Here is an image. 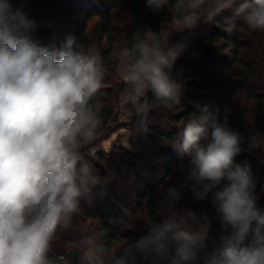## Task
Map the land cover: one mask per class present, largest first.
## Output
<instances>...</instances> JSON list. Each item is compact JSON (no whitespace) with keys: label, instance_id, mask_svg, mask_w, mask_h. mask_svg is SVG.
I'll list each match as a JSON object with an SVG mask.
<instances>
[{"label":"clouds","instance_id":"9594fccd","mask_svg":"<svg viewBox=\"0 0 264 264\" xmlns=\"http://www.w3.org/2000/svg\"><path fill=\"white\" fill-rule=\"evenodd\" d=\"M153 11L171 7L175 32L212 22L225 10L264 32V0H144ZM12 0H0V264H264V209L245 151L264 147L259 131L244 137L228 123L230 108L190 113L171 144L190 156L183 183L196 201L209 200L221 231L213 235L207 212L181 205L175 184L160 198V214L138 239L125 238L116 252L96 236L53 251L81 201L109 180L81 149L101 125L95 99L106 68L100 52L73 35L47 43L34 37V22ZM231 30V29H229ZM162 29L134 36L122 57L127 99L148 130L153 107L180 104L185 80L173 75L186 41L172 42ZM179 74L181 70H176ZM203 141V142H202Z\"/></svg>","mask_w":264,"mask_h":264},{"label":"trees","instance_id":"16d2710c","mask_svg":"<svg viewBox=\"0 0 264 264\" xmlns=\"http://www.w3.org/2000/svg\"><path fill=\"white\" fill-rule=\"evenodd\" d=\"M96 1L35 0L34 4L24 6L23 10L27 17L34 22V37L40 38L43 42L47 43L53 37H58L59 40H62L66 35H73L77 37L78 41L87 46L90 45L85 37V24H81V19L87 22L94 15V12H97L98 20L93 27V44L91 47L100 52L106 71L114 74L120 67L118 58L119 33L115 26L114 15L106 8L104 2L98 3ZM113 2V7H115L118 5L119 0H113ZM168 8L153 11L145 6L144 0H130L128 12L131 18V32L128 37V48L131 47L134 36L136 34L142 35L145 29L153 31L162 29V34L166 36L165 22L170 15H174L171 7ZM50 15H55L56 18ZM254 35L264 57V32L255 31ZM199 40L197 49L203 50L208 43H214L218 39L215 37L205 38L202 35L199 37ZM243 66L252 76H255L254 72L247 65L244 64ZM176 70L173 71V75L177 79H184L185 84L182 89L184 90V94L181 95L180 104H168L178 112L171 120L174 124L178 125L182 121H186L190 113H198L200 107L203 106H207L210 112H215V108L223 102L220 98L222 95L232 98L237 94L236 79L230 67L227 68L228 76L213 84H210L206 80L205 82L203 81L205 79L204 75L209 71L207 69L200 73L201 76L197 80L182 77ZM248 97L256 102L258 109L264 115V97L254 92L249 93ZM99 98L100 92L94 101L96 107ZM98 110L101 120L107 116L106 107ZM236 119L239 120L237 117ZM261 124H264V119ZM242 125L243 123L238 121L232 128H238L244 137H248ZM157 135L172 144L173 140H171L169 135L162 133H157ZM132 145L134 144L132 143ZM242 147L245 148V151L237 157V162L247 160L251 166L252 162H254L252 154L246 146L242 145ZM144 149L145 147H142L139 149V152L135 151L133 154L127 153L126 155L132 159L131 161L124 160L127 159V156L118 155V157L107 159L104 154H97L98 164L94 165L101 176H106L108 171H112L115 164L117 165L113 175L117 174V171L131 175L129 180L131 182L135 181V186L133 184V188L130 189L133 193L132 198L134 199V203L130 204L131 206L127 204L125 198L131 192H125V195L120 194L117 190L118 185L115 182L93 189V197L81 201L78 213L74 215L67 228L58 229L56 235L53 237V251H64L71 246H75L81 238L91 235L98 237L101 242L108 246L111 252H116L126 243L125 238L138 239L150 230L152 224L158 221L161 198L159 191L164 192L168 186L173 184L181 189L182 200L180 203L182 206H187L198 214L207 212L210 215H215L210 199L205 201L193 200L191 191L187 187H181L183 183V169L190 159L188 154H182L180 157L178 152H176V157L179 156L180 161L173 162L175 155L172 157L169 154V148L167 149V153L163 149L165 165L162 166V164L156 163V156L149 155L148 150ZM141 162L145 166H142L141 169L136 168L138 163ZM159 166L164 170V177L161 179H158V176H156ZM147 174L151 175V177L148 180H144ZM126 179L128 178H125V181H127ZM137 182L144 184L143 188H139L136 185ZM101 191H108L109 199L104 200L100 197L98 194ZM257 205L260 208H264V194L258 196ZM220 231V224L215 222L211 233L216 235ZM119 242H122L120 246L117 245Z\"/></svg>","mask_w":264,"mask_h":264},{"label":"rangeland","instance_id":"374dc122","mask_svg":"<svg viewBox=\"0 0 264 264\" xmlns=\"http://www.w3.org/2000/svg\"><path fill=\"white\" fill-rule=\"evenodd\" d=\"M129 1L119 0L118 5L115 7H113V0L96 1L98 3L104 2L106 8L115 17V26L119 33L118 58L120 67L114 74L106 71L105 78L102 81L103 87L100 90L97 108L101 109L106 107L107 116L103 117L102 123L93 139L81 151L86 159L91 160L94 164H98V153L104 154L107 159L118 157V155L125 157L127 153L133 154L135 151L139 152L140 148L145 147L144 150H148L149 155L156 156V163L164 166L165 158L163 149L167 153V149L169 148V154L172 157L175 155L173 162L180 161L182 154L178 153L180 157H176V151L171 148L168 140L161 139L157 133L169 135L171 140H175L178 134L177 132L180 131L185 121H182L178 125L171 121L173 116L178 113L172 106H154L149 115L148 130L144 131L137 115V109L145 102H153L154 99L151 92L137 105L122 104L124 97L127 96L125 92L126 85L122 76V57L125 50L128 49V37L131 32V18L128 12ZM12 2L13 6H20L21 3L19 2H22V0H12ZM34 3L35 0H23L24 6ZM166 9L169 8L167 7ZM96 14L97 12H94V15L87 22L81 19V24H85L86 27L85 37L90 46L93 44V27L98 20ZM50 16L56 18L55 15ZM172 20L173 15H170L165 22L166 36L171 35L170 39L172 42L186 41L188 44L186 51L176 60L174 69L181 70L180 75L182 77L193 80L200 78V73L207 69L209 71L204 75L205 79L203 81L205 82L206 80L210 84H213L214 82L225 79L228 76L227 68L230 67L236 79L235 86L237 94L232 98L222 95L220 98L223 102L215 108V111L219 109V114L221 119H223V109L225 106H228L230 108V112L228 113L230 127L239 121L243 123L242 126L248 136L253 135L257 131L264 135V124H261L264 115L258 109L256 102L248 97V94L252 92L264 97V57L254 32L246 26L242 16L235 15L233 10H225L217 15L212 22H204L202 19L198 26L193 29H186L183 32H175V25ZM202 35L205 38L215 37L218 40L214 43H208L203 50H198L199 37ZM244 64L254 72L255 76H252L244 68ZM183 94L184 90H182ZM244 146L247 147V144H244ZM250 152L254 161L251 164V168L257 182L255 195L258 199L259 195L264 194V147L250 150ZM124 160L131 161L132 159L127 156V159ZM116 165L113 166L112 171L107 172L106 177L109 182L105 186L115 182L118 185L117 190L120 194L125 195V192L130 191L131 194L129 193L130 195L128 194L125 200L127 204L132 205L134 199L132 198L133 193L130 189L133 188L135 181L131 182L129 180L131 175L122 171H117V174L113 175ZM142 166H145V164L141 162L138 163L136 168L141 169ZM157 171L156 176H158V179L163 178V168L159 166ZM150 177L151 175L147 174L144 180H148ZM125 178H128L126 179L127 181H125ZM136 185L139 188H143L144 186V184H139L138 182ZM159 192L161 196L164 193L161 190ZM98 195L104 200L109 199L108 191H101ZM208 215L212 221V227L210 229L212 231L214 223H220L216 219V213L214 216ZM121 243L119 242L117 245L120 246ZM73 247L71 246L68 249ZM73 264H75V256H73Z\"/></svg>","mask_w":264,"mask_h":264},{"label":"built area","instance_id":"2783aa9c","mask_svg":"<svg viewBox=\"0 0 264 264\" xmlns=\"http://www.w3.org/2000/svg\"><path fill=\"white\" fill-rule=\"evenodd\" d=\"M149 94V93H148ZM147 94V95H148ZM144 99H142L140 102H142ZM123 103L122 104H125V105H137V103H133V102H131V101H129L128 99H127V96L126 97H124V99H123V101H122ZM139 102V103H140Z\"/></svg>","mask_w":264,"mask_h":264}]
</instances>
